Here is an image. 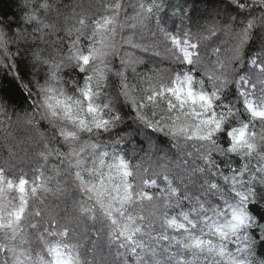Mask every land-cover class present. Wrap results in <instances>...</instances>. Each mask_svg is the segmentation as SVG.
I'll return each mask as SVG.
<instances>
[{
    "label": "snow or ice",
    "instance_id": "snow-or-ice-1",
    "mask_svg": "<svg viewBox=\"0 0 264 264\" xmlns=\"http://www.w3.org/2000/svg\"><path fill=\"white\" fill-rule=\"evenodd\" d=\"M17 6L0 67L31 110L0 100V264H108L100 241L112 264H264V0Z\"/></svg>",
    "mask_w": 264,
    "mask_h": 264
},
{
    "label": "trees",
    "instance_id": "trees-1",
    "mask_svg": "<svg viewBox=\"0 0 264 264\" xmlns=\"http://www.w3.org/2000/svg\"><path fill=\"white\" fill-rule=\"evenodd\" d=\"M20 0H0V18H8L19 16L20 9L17 6ZM55 4L60 8L61 12L63 13H69L71 11V7H65L71 6L74 4H79L84 10L88 11L91 15L95 11L96 5L99 3V0H54ZM175 2H180V0H175ZM189 4H191L192 0H188ZM79 10V9H78ZM131 9H129V12ZM50 20L56 21L59 23L61 27H63V17L57 18L55 13H53L50 17ZM13 51H15V47L13 46ZM145 55V54H141ZM118 64V61H117ZM157 67H164L168 68L171 67L169 63L166 61L161 63L156 58H152L150 56H146V62L138 65L137 71L141 74H147L148 70L152 68L153 66ZM20 70L21 73L25 76V82L27 83L29 80L39 79L41 83H43L45 72L44 70L39 71L38 73L33 75V70L31 67L26 66V63L20 64ZM131 76V74H130ZM35 98V97H33ZM229 99H232L230 96ZM0 100L4 101L8 107L9 111H11L12 108H15L17 111H24V110H31L30 109V101L26 98L25 93L23 89L20 86V83L18 80L14 79L13 75L8 72L7 68L0 67ZM127 111V109H125ZM126 119H130V117H126ZM258 127V125H257ZM9 131H14L13 129H10ZM142 136L136 137L137 141L142 140ZM153 139H156V134H153ZM160 139H163V137H160ZM7 143H14L11 136H7V134L0 129V162L3 161L4 158L7 157L8 153L5 147V144ZM167 150V149H165ZM128 156L130 159H132L133 163H136L138 160H140L141 156H143V153L139 152V149L137 148L135 152H133V145L129 144L128 148ZM163 153H159L156 155H153L151 157V160H146L147 163H156L158 164L160 161L158 160V156L162 155ZM169 158L172 161L181 160L179 154H169ZM41 163H43L41 161ZM59 163V161L52 157L50 158L48 167L51 168L52 164ZM35 167L33 163H31L28 159L24 161L23 164L19 165V168L23 169V171L28 173V178H32V169ZM194 179V178H193ZM73 198H78V195L76 193H71L70 196L67 198L66 201H57L52 199L51 197L48 198V202L50 204H59L61 214H63V209L65 205L70 208L72 204ZM96 228H99V225L96 226ZM95 231L91 226L88 228V234L91 236V239H96L95 235H92V233ZM91 248V244H86L84 247H82L81 252L83 255L88 256L89 249ZM98 253L102 254L103 256L108 258V264H112V260L115 254V249L112 250V255H109V249L107 245L104 243V241L99 242V247L97 249Z\"/></svg>",
    "mask_w": 264,
    "mask_h": 264
},
{
    "label": "rangeland",
    "instance_id": "rangeland-1",
    "mask_svg": "<svg viewBox=\"0 0 264 264\" xmlns=\"http://www.w3.org/2000/svg\"><path fill=\"white\" fill-rule=\"evenodd\" d=\"M168 63V62H167Z\"/></svg>",
    "mask_w": 264,
    "mask_h": 264
}]
</instances>
